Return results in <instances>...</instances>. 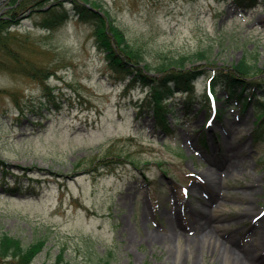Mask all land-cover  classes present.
<instances>
[{
  "label": "rangeland",
  "instance_id": "rangeland-1",
  "mask_svg": "<svg viewBox=\"0 0 264 264\" xmlns=\"http://www.w3.org/2000/svg\"><path fill=\"white\" fill-rule=\"evenodd\" d=\"M12 1L0 0V16L15 11L17 21L8 29L14 50H0V232L23 245L45 240L31 264H53L60 251L70 264H222L219 248L211 242L207 251L192 225L209 210L214 176L225 206L213 220L224 225L208 230L244 244L255 225L264 231V134L253 140L254 102L229 105L221 87L209 108L213 66L204 63L193 90L163 99L168 135L149 90L113 78L90 23L73 13L46 29L38 9L48 0ZM101 1L153 65L205 48L219 66L255 51L264 66V0L241 10L232 0ZM31 66L45 69L41 79L25 72ZM51 89L60 108L20 114L19 105L39 107Z\"/></svg>",
  "mask_w": 264,
  "mask_h": 264
},
{
  "label": "trees",
  "instance_id": "trees-1",
  "mask_svg": "<svg viewBox=\"0 0 264 264\" xmlns=\"http://www.w3.org/2000/svg\"><path fill=\"white\" fill-rule=\"evenodd\" d=\"M47 1V0H46ZM50 7L41 12V25L46 29H51L61 25L73 13L85 22L93 26L94 34L98 44L103 48L108 65L112 70L116 81L123 83L128 89L131 87L143 86L147 88L154 102L153 112L156 116L157 125L168 134H172V128L167 117L168 109L162 106V101L176 94L178 91H188L194 89V83L206 71L201 69L204 63L213 66L207 79L208 87L214 92L223 88L225 99L229 105H246L254 102L258 113L256 127L254 129L255 140L264 134V94L258 95V90H264V66L258 58L259 53L243 54L238 60L226 62L227 65L219 66L216 60L210 55L207 49H199L194 52L181 53L179 55H163L161 60L153 65L147 57L144 48L136 46L128 41L125 33L118 27L110 16L109 11L104 8L101 0H48ZM43 1H38L40 4ZM66 2H71V8L66 7ZM19 0L12 1V8L20 5ZM87 3H91L88 6ZM239 8H252L259 3V0H233ZM46 5V4H44ZM93 7V8H92ZM96 8V9H95ZM105 10L101 14L99 10ZM14 14L0 17V50H14L10 42L12 36L8 31L9 27L17 23ZM15 37V36H14ZM13 52V51H11ZM12 56L20 63V56L17 53ZM160 59V58H159ZM200 64V65H198ZM21 68V67H20ZM42 67L31 66L25 72L35 79H41L44 73ZM154 70V71H153ZM49 73H46L48 76ZM49 89L50 86L45 87ZM227 94V95H226ZM53 90L46 95V100L39 107L32 106L28 110L20 106V114L31 113L40 115L44 113L43 108H50V105L60 108L61 105L51 98ZM204 102L209 104L207 93L204 94ZM49 102V103H47ZM45 114V113H44ZM104 167L112 166L113 162L102 163ZM0 166L6 171L7 164L0 158ZM6 176H4L5 178ZM20 187H8L9 191H16ZM45 244L43 238H39L23 245L20 238L7 232H0V260H7V264H31L36 255ZM53 264H70L65 258L64 251H60ZM96 264H109V260Z\"/></svg>",
  "mask_w": 264,
  "mask_h": 264
},
{
  "label": "bare ground",
  "instance_id": "bare-ground-1",
  "mask_svg": "<svg viewBox=\"0 0 264 264\" xmlns=\"http://www.w3.org/2000/svg\"><path fill=\"white\" fill-rule=\"evenodd\" d=\"M235 174H238V171H235ZM212 181L214 183H207L205 187V191L209 195L205 206L209 210L205 209L199 220L192 221V225L205 234L202 239L203 247L208 251L211 242L212 244L214 242L222 253V264H264V231L261 226L255 225L254 229H252L253 240L249 239L250 242L245 244L237 239H222L212 229L208 230L213 224L216 230L221 229L224 225V223H215L213 220V216L221 213V207L225 205L224 202H221V181L215 176ZM178 244L180 245V243Z\"/></svg>",
  "mask_w": 264,
  "mask_h": 264
}]
</instances>
